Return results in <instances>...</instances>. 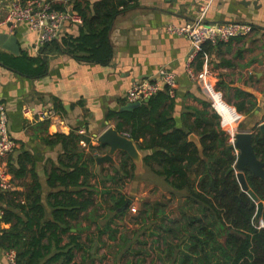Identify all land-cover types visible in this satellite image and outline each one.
I'll list each match as a JSON object with an SVG mask.
<instances>
[{
    "label": "crops",
    "instance_id": "obj_1",
    "mask_svg": "<svg viewBox=\"0 0 264 264\" xmlns=\"http://www.w3.org/2000/svg\"><path fill=\"white\" fill-rule=\"evenodd\" d=\"M12 1L0 0L2 17L9 11ZM48 1H53L54 6L63 4L64 9L78 14L73 9L71 1L74 0ZM79 1H88L91 7L104 1H125L111 25L113 51L107 63L84 60L69 52L60 45L62 36L41 46L40 35L27 22L20 23L13 32L7 28L3 31L9 35L16 34L20 52L13 53L0 45V105L7 111L9 131L17 141V146L7 158L14 186L9 192L0 193V239L3 231L16 223L15 219L3 220L6 209L23 216L16 204L26 203L29 195L40 197L46 221L54 218L55 205L63 200V195L56 197L63 190L59 177L72 171L73 154L81 153L82 161L96 158L91 164L95 175L91 184L97 191L94 196L97 199L96 210L90 208L82 212L79 220L66 216L79 229L72 228L66 232L60 245L66 248L70 237L77 233L85 243H89L91 238L90 249L75 248L82 263L77 261V257L75 261L78 264H96V256L100 255L99 242L108 235V232L99 235L104 225L98 220L107 219V215L99 213L100 206L106 202L99 199H103L102 194L107 187L116 193L113 182L106 184L103 182L107 180L100 178L102 173L106 178L115 175L113 170L119 168L122 156H130L125 151H118L113 162L98 161L109 152V145L102 143L99 137L109 127L117 128V114L131 103L127 98L129 89L138 81L159 80L161 70L174 72L178 84L170 94L175 100L172 115L179 127L191 125L195 120V116L190 114L192 110L213 112L210 106L205 105L208 100L198 82L192 80L187 72L190 60L193 59L199 68V59H202V67L209 65L212 70L214 84L224 97H229L225 100L241 114L242 128L239 125L241 130L237 129V132L256 133L264 123V0ZM202 9H205V21L208 23L248 22L253 25V32L226 43L214 45L206 42L201 51L195 53L188 37L170 33L167 27L193 21ZM82 22L68 23L63 34L79 36ZM27 58L34 59L33 63L24 61ZM240 106L243 108L238 109ZM120 132L130 137L128 132ZM71 135L80 139L72 140ZM139 151L141 162L136 163L137 169L152 175L143 161L146 152ZM235 152L238 155L237 149ZM98 179L101 185L92 183ZM72 188L70 191L77 192ZM93 212L96 220L90 218ZM93 228L99 230L98 235L92 232ZM85 233L89 234L88 237L84 236ZM7 251L0 240V264H7ZM55 252L53 247L52 254ZM83 254H86L84 259ZM87 259H91V263H85Z\"/></svg>",
    "mask_w": 264,
    "mask_h": 264
},
{
    "label": "trees",
    "instance_id": "obj_2",
    "mask_svg": "<svg viewBox=\"0 0 264 264\" xmlns=\"http://www.w3.org/2000/svg\"><path fill=\"white\" fill-rule=\"evenodd\" d=\"M71 2L83 18L81 32L77 37L64 32L60 45L81 59L107 63L113 51L111 25L125 1H104L93 7L88 1ZM55 7L65 8L63 4ZM24 61L33 63L34 59ZM202 63L199 59V69ZM174 101L169 87L165 86L139 106L117 114V129L128 132L138 149L146 152L143 158L146 168L161 179L169 192L162 201L144 200L138 218L149 223L152 236H156L154 242L164 247L161 255L169 264H264V225L260 223L264 210L258 218L257 202L242 191L236 172L230 170L237 154L228 147L230 137L222 128L219 114L208 109L192 110L193 123L179 127L172 115ZM205 105L210 106L209 101ZM191 134L199 137L200 146L190 139ZM74 138L80 139L71 135ZM254 146L257 156L264 160V133L260 129L255 133ZM95 161V157H90L85 162L81 153L73 154L72 171L59 177L63 190L56 197L63 195V200L55 205L52 220H45L46 211L38 195H29L26 203L16 204L23 216L6 209L3 220L15 219L16 223L3 231L0 240L2 246L16 251L18 264H78L75 248L90 249L92 239L85 243L79 233L70 237L66 248L60 244L66 232L79 229L66 216L79 220L82 212L96 210L97 191L91 184L95 177L91 164ZM113 171L115 175L108 176L107 181L117 183L126 177L135 178L136 163L130 156H122L119 168ZM245 174L250 188L264 201V181L249 168ZM70 187H80V190L72 192ZM111 193L113 205L109 210L114 215L99 235L110 230V236L115 238L112 223L128 212L132 200L127 206L129 198L125 193H114L110 187L102 196L105 198ZM173 202L176 206L171 209ZM141 250L128 247L117 260L118 264H133L130 253L138 256ZM119 252L122 251L116 254ZM163 256L160 258L165 261Z\"/></svg>",
    "mask_w": 264,
    "mask_h": 264
},
{
    "label": "built area",
    "instance_id": "obj_3",
    "mask_svg": "<svg viewBox=\"0 0 264 264\" xmlns=\"http://www.w3.org/2000/svg\"><path fill=\"white\" fill-rule=\"evenodd\" d=\"M27 22L30 28L40 35L39 42L43 46L63 36L65 26L73 22H82V17L69 9H58L53 1L48 0H14L5 16L0 15V33L5 28L9 32L15 31L18 25ZM253 25L248 22H227L212 24L205 21V9H202L193 21L183 25L171 24L167 27L170 33L184 35L191 40L194 52L201 51L206 42L212 44L226 43L235 37H245L253 32ZM194 53V54H195ZM192 53V55H194ZM187 72L190 78L198 82L202 93L210 103L213 111L217 112L221 118L222 128L230 125L229 142L235 141L237 130L232 128L223 115L219 113L218 107L226 108L233 118V123H239L241 114L227 101L224 95L214 84L212 70L209 65H204L201 69L194 65L193 59L188 62ZM159 80H142L135 82L127 93L128 101L143 102L158 93L164 86L169 87V93L173 94L178 81L174 72L161 70ZM226 129V128H225ZM128 136L127 134H124ZM17 146V141L9 131V117L3 105H0V193L9 192L14 184L13 177L9 169L7 158L10 152ZM2 210L0 209V214ZM264 225V222L262 223ZM7 264H18V257L15 250H9L6 254Z\"/></svg>",
    "mask_w": 264,
    "mask_h": 264
},
{
    "label": "rangeland",
    "instance_id": "obj_4",
    "mask_svg": "<svg viewBox=\"0 0 264 264\" xmlns=\"http://www.w3.org/2000/svg\"><path fill=\"white\" fill-rule=\"evenodd\" d=\"M226 99H229V97H226ZM239 123H234L235 125L233 126L235 127V130H241L238 128L239 125L242 128L241 123ZM225 128L228 130L230 125H225ZM107 167H109V165ZM137 168L138 167L136 166L135 178L126 177L124 180L114 183L113 187H116L115 191L118 193L120 190V192L125 193L127 198L131 199L132 202L129 206L128 212L124 216L116 217L114 224L111 226L112 230H114L115 238L109 236L112 231L108 230L107 237H103L104 241L99 242L100 248L98 250L100 255L96 256V264H116V259L119 260L120 255L130 246L142 249L141 255L137 256L136 254L134 255V253H130L132 257L129 259L130 261L132 260L133 264H169L166 262V258L161 255V251L164 247L160 245V242H154V238H156V236H152L148 228L149 223L145 222L141 218H138L140 207H142V202L144 200L162 201L165 199V196L169 195V192L167 191L166 185L161 181L160 178L146 173V171L143 169ZM112 172L113 171H110L109 173ZM100 179L107 180L108 178H106L104 173H102ZM100 179L94 180L92 183L101 185V183L98 182ZM111 183L112 181H106V184ZM111 196L112 193L111 195L108 194V196L103 198L104 200L99 199V201L106 202L102 204L99 209V213L107 215V219L104 218V221L100 219L98 220L102 225H105L104 222L111 219L110 217L114 215V212L109 211V206H111L113 203V201L110 200ZM175 206L176 202H173L171 209H173ZM90 218L92 220H96L95 213L91 215ZM260 223H263V218L260 220ZM92 232L98 235L99 230L93 228ZM88 235L89 234L85 233L84 236L88 237ZM107 239H109V241ZM146 240L147 243L145 242ZM132 241L134 242L133 244ZM118 251L122 252H119L120 254H116ZM116 256L117 258L115 259L114 257ZM162 256L165 261L161 260L160 257ZM77 261L82 263V258L79 254L77 256ZM85 263H91V259H87Z\"/></svg>",
    "mask_w": 264,
    "mask_h": 264
},
{
    "label": "water",
    "instance_id": "obj_5",
    "mask_svg": "<svg viewBox=\"0 0 264 264\" xmlns=\"http://www.w3.org/2000/svg\"><path fill=\"white\" fill-rule=\"evenodd\" d=\"M0 45L8 49L13 53H19L20 49L17 43L16 34L9 35L8 33H0ZM140 105V102H131L124 106L123 110L133 109ZM261 134L264 133V123L260 126ZM255 133L251 131H239L235 135V141L229 143V148H234L239 151L235 164L231 167V171H235L238 177V181L242 187V191L249 194L254 201L257 202L258 211L257 217H261L264 210V201L256 195V193L250 188L245 170L249 168L257 177L264 181V160L260 159L255 151L254 146ZM190 139L197 142L200 146V139L196 134H191ZM99 140L109 145V152L98 158V161H114V155L118 151H125L128 153L135 163L141 162L140 151L133 138L123 135L117 128L109 127L99 137ZM72 190H80V187H73ZM130 199L127 206H129Z\"/></svg>",
    "mask_w": 264,
    "mask_h": 264
},
{
    "label": "bare ground",
    "instance_id": "obj_6",
    "mask_svg": "<svg viewBox=\"0 0 264 264\" xmlns=\"http://www.w3.org/2000/svg\"><path fill=\"white\" fill-rule=\"evenodd\" d=\"M219 109V113L221 115H223L225 117V119L229 122V123H232L231 124V127L234 128L233 125H235L232 121H233V118L231 117V113L224 107H218Z\"/></svg>",
    "mask_w": 264,
    "mask_h": 264
}]
</instances>
